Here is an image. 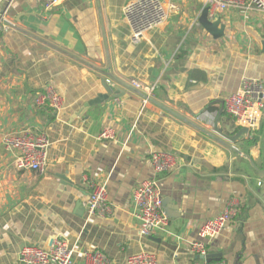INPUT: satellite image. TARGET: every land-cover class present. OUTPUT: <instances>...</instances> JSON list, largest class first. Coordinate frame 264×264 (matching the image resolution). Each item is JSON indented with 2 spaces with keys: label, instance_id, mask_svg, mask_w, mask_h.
I'll return each instance as SVG.
<instances>
[{
  "label": "crops",
  "instance_id": "crops-1",
  "mask_svg": "<svg viewBox=\"0 0 264 264\" xmlns=\"http://www.w3.org/2000/svg\"><path fill=\"white\" fill-rule=\"evenodd\" d=\"M44 1L10 0L13 25L0 31V264H20L23 245L55 239L74 248V264L96 249L110 264L141 252L156 253L158 264H204L190 244L233 197L239 212L209 241L212 262L264 264V145L248 135L227 144L214 127L238 131L226 97L243 77L264 81V12L222 11L225 34L215 39L199 23L205 0H162L167 23L133 43L130 0H61L51 10ZM105 81L123 95L84 109L106 94ZM49 83L65 99L58 112L32 104ZM134 83L155 85V102L144 103L147 92ZM108 127L116 138L100 139ZM25 128L50 142L42 174L18 169L4 148L6 133ZM154 150L174 153L178 167L161 177L168 228L143 236L131 196L154 177ZM88 180L106 184L111 213L88 215Z\"/></svg>",
  "mask_w": 264,
  "mask_h": 264
},
{
  "label": "built area",
  "instance_id": "built-area-1",
  "mask_svg": "<svg viewBox=\"0 0 264 264\" xmlns=\"http://www.w3.org/2000/svg\"><path fill=\"white\" fill-rule=\"evenodd\" d=\"M61 0H45L44 10H51ZM209 7L208 16L217 19L219 13L231 8L257 9L264 12V0H205ZM10 0H0V31L11 28L12 21L8 17ZM124 18L130 28L131 40L139 43L145 35L163 27L169 18L166 5L162 0H130L124 7ZM139 89L145 88L144 103L149 102L155 91V85L143 87L133 84ZM32 104L37 108H50L58 112L65 106L64 97L54 84L49 83L32 97ZM225 111L239 128H248L249 137H256V132L264 124V81L252 77H243L239 89L225 99ZM100 139L114 140L115 131L108 127L99 134ZM3 145L8 153L14 155L18 169L31 170L42 174L47 164V152L50 145L47 137L33 129L25 128L10 131L3 138ZM154 177L138 183L132 192L135 205L134 216L138 222V232L143 236H151L165 231L169 226V218L164 210L161 191V177L173 173L178 167L177 156L169 151L154 150L150 154ZM90 193L87 201L89 216L105 215L112 212L108 201L106 184L88 180ZM241 201L233 197L227 206L216 217L205 221L198 231V238L190 244V251L195 257H206L209 254V241L220 234L223 229L235 220ZM75 250L68 242L55 239L47 248L36 244H25L20 249L17 261L20 264H74ZM205 260V259H204ZM109 256L102 250L84 253V264H110ZM128 264H158V256L153 252H141L130 255ZM204 264H223L221 262H204Z\"/></svg>",
  "mask_w": 264,
  "mask_h": 264
},
{
  "label": "water",
  "instance_id": "water-1",
  "mask_svg": "<svg viewBox=\"0 0 264 264\" xmlns=\"http://www.w3.org/2000/svg\"><path fill=\"white\" fill-rule=\"evenodd\" d=\"M208 11H209L208 6L203 9V11L199 17V23L209 34H211L213 36V38L219 39V38L223 37L225 34V25H224V23H222V19L220 17L215 19V20H211L208 16ZM114 80L127 89H130L133 91L135 90L134 87H132L131 85H129L127 83H124L120 79H117L114 77ZM104 86L106 89V94L99 95L97 98L87 102L83 106L84 109H88L91 106L103 103L105 100L109 99L110 97L119 98L123 95V93H121V91H119L117 89L113 91V89L111 87H109V85L106 83V81L104 82ZM151 100L154 101L152 98H149V101H151ZM157 104H159V103H157ZM159 106L162 107L163 109H165L166 111H168L169 113L173 114L174 116L178 117L179 119L185 120L184 117H182L181 115H179L177 112L173 111L172 109H170L164 105H161V104H159ZM214 127H215V132L220 137V138L219 137L218 138L222 142H225L227 144H230V143L236 144L238 141L241 140V138L244 135H247L249 133V129L245 128V127L240 128L238 131L236 129H232L231 127L226 128V129H219L218 128V121H215ZM230 146L233 150H237L234 148L233 145H230ZM249 159L252 160L251 156H249ZM259 171H261L262 174L264 175V171H262L260 169H259ZM215 257H216V255H214V254L213 255L208 254L206 257L201 256L200 258L205 259L206 262H212L213 258H215ZM217 260H220V259L218 258Z\"/></svg>",
  "mask_w": 264,
  "mask_h": 264
},
{
  "label": "rangeland",
  "instance_id": "rangeland-1",
  "mask_svg": "<svg viewBox=\"0 0 264 264\" xmlns=\"http://www.w3.org/2000/svg\"><path fill=\"white\" fill-rule=\"evenodd\" d=\"M256 138H257V142H260V143H262V145H264V124L256 132Z\"/></svg>",
  "mask_w": 264,
  "mask_h": 264
},
{
  "label": "trees",
  "instance_id": "trees-1",
  "mask_svg": "<svg viewBox=\"0 0 264 264\" xmlns=\"http://www.w3.org/2000/svg\"><path fill=\"white\" fill-rule=\"evenodd\" d=\"M247 142L252 145L255 143V138H247Z\"/></svg>",
  "mask_w": 264,
  "mask_h": 264
}]
</instances>
